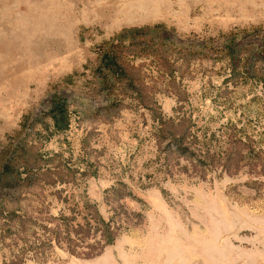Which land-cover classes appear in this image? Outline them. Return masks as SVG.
<instances>
[{"label": "rangeland", "instance_id": "obj_1", "mask_svg": "<svg viewBox=\"0 0 264 264\" xmlns=\"http://www.w3.org/2000/svg\"><path fill=\"white\" fill-rule=\"evenodd\" d=\"M5 161L0 264H264V0H0Z\"/></svg>", "mask_w": 264, "mask_h": 264}, {"label": "trees", "instance_id": "obj_2", "mask_svg": "<svg viewBox=\"0 0 264 264\" xmlns=\"http://www.w3.org/2000/svg\"><path fill=\"white\" fill-rule=\"evenodd\" d=\"M164 29L166 26L163 24L156 25ZM232 52V48H230ZM98 75L105 80L112 79L122 81L125 79V66L122 57L118 51L109 49L104 51L100 58V65L98 68ZM50 116L53 123L58 125H65L67 123V108L64 100L60 98H53L50 106ZM0 165V186L9 187L16 186L21 178V175L15 173L9 161L2 162ZM109 242V241H108Z\"/></svg>", "mask_w": 264, "mask_h": 264}]
</instances>
